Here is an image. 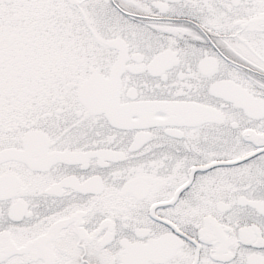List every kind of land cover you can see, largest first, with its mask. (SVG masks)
Masks as SVG:
<instances>
[{
    "label": "snow or ice",
    "instance_id": "obj_1",
    "mask_svg": "<svg viewBox=\"0 0 264 264\" xmlns=\"http://www.w3.org/2000/svg\"><path fill=\"white\" fill-rule=\"evenodd\" d=\"M0 264H264V0H0Z\"/></svg>",
    "mask_w": 264,
    "mask_h": 264
}]
</instances>
